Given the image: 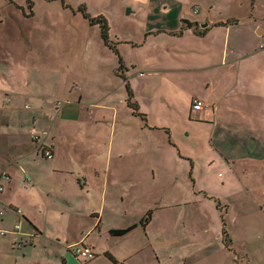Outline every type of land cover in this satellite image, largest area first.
Listing matches in <instances>:
<instances>
[{
    "label": "rangeland",
    "instance_id": "374dc122",
    "mask_svg": "<svg viewBox=\"0 0 264 264\" xmlns=\"http://www.w3.org/2000/svg\"><path fill=\"white\" fill-rule=\"evenodd\" d=\"M11 1L12 3L8 0H0V23H2L0 48L7 51L6 68L9 77L15 81L16 85L44 97L43 100L46 97H55L54 99L59 98L64 101L62 95L69 93L71 83H75L76 91H83L85 95H88L86 100L94 101L92 103H96L98 99L108 103L113 95L112 93L104 95L105 90L114 88L117 81L112 71L117 61L102 43L99 33L100 21L108 27L109 41L123 49L122 56L127 61H135L138 64L142 59L141 51H138L136 47L132 49L131 44L127 43L130 40L142 39L143 29L147 26L175 24L181 13L187 18L196 17L197 20L201 15L204 18L228 15L226 8L231 4L227 0ZM27 1L33 2L31 16L24 15L29 9ZM261 1L264 2V0ZM83 13L94 18L95 24L91 25L83 17ZM117 41L120 42L117 43ZM19 60H21L19 66L22 68L20 76L12 73L15 69L11 66ZM65 61L69 62L68 67L61 66ZM8 79L10 81V78ZM3 93L0 91V168L7 166L12 178L11 181L5 179L0 181L3 187L2 193L7 195L10 191L13 195L15 201H12L14 206L11 207L19 206L22 211L21 205L26 204L31 209L33 217H36L34 218L36 223L48 238L61 237L65 241L70 236L67 233L69 229L74 236L88 234V237L84 239L93 240L98 248H96L97 255L87 261V264H113L103 251H109L118 257L129 252V245L122 246L111 237L109 240H104L103 236H98L96 230L94 232L88 230L92 221L87 211L96 204L94 200L81 202L76 199V196L69 194L76 191L75 182L70 175H51L49 179H45V183H35L34 188H37L43 200L40 202L28 191L33 183L30 179L29 183L24 180L23 176L26 177L28 173L25 174L22 171L23 165L37 163L48 166L58 162L61 166L75 165L77 167L89 164L101 167L98 163L100 162L103 165L104 175L109 166L114 168L135 166L138 177L140 175L138 181L141 178V181L146 182L142 186L139 184L132 187L129 184L127 189L134 191L129 199L118 201L115 197L108 198L111 192L116 193L121 187L112 186L116 184V181H112V171H109V174L102 179H93V185L100 181L107 184L105 199L116 208L115 213L106 211L101 227L103 233L109 225L137 221L138 217L150 209L151 223L148 229L155 254L149 264H165L166 261H171V264H177L179 261L188 264L194 260H203V264H239L234 254L240 258L244 255L249 260L248 264H264V152L257 159L247 154L238 158L232 157L237 162L236 167L233 168L234 174L240 178L236 176L231 179L232 172L221 166L219 170L221 175L218 176V171L214 173L209 171L211 176L214 175L211 182L206 183L199 177L205 175V172L200 171V167L190 170V165L191 162L197 163V161L199 165H203L202 156L206 153L205 145L207 147L209 137L208 130H204L207 126L192 122L177 123L168 140L170 154L166 152L159 139L143 137L142 146L154 149L147 152L151 163L153 164L157 159L159 164L161 162L159 166L168 168L166 179L158 177L152 180L146 168L143 169L145 160L141 159L139 150L138 155L121 158L112 155L107 158L106 151L110 142L91 143L85 137L75 138L73 136L78 126L73 127L72 122L70 125L64 122L65 127L61 133L65 134L60 137L59 143L55 144L58 152L56 161L40 160L30 156L19 158L18 145L22 137L26 136L21 132L19 119L26 118L28 111L22 108V102L16 107L9 104L10 96L4 94L6 96L4 97ZM87 103L91 104V102ZM183 103L185 105L184 100ZM81 108L83 110L79 119H83L84 116H87L89 120L97 117L94 106L84 104ZM90 124L94 125L93 122ZM92 125L91 128L95 130ZM139 133L140 131L137 130V134ZM98 134L107 136L108 128L99 129ZM109 139L111 141V136ZM235 143L236 149L243 143L253 144L248 138L242 136L236 138ZM137 149L141 150L143 147H137ZM15 162H18L17 165ZM171 168L177 173H184V176L170 180ZM5 170L1 173H6ZM188 173L196 177L195 181L192 182ZM142 174H146L148 180ZM68 181L72 184H68ZM206 186L212 189L213 193L206 190L209 195L204 192L205 196H203L202 189ZM122 188L125 189V187ZM49 189H52L51 197H46ZM160 189L166 190V196L162 201L158 193ZM172 203L176 204L172 205ZM7 205H5L8 211L5 212V223L10 227L9 221L13 220V211ZM85 207L87 211L82 209ZM77 209L80 211L76 212ZM84 225L85 228L80 234L79 229ZM4 227L6 226L0 224L1 229H6ZM23 229H27L25 222H23ZM223 231L226 234H223ZM225 235L231 241L227 245H224L222 239ZM9 237V234L5 236L0 234V264L14 263L13 257L11 258L10 253L5 250V243H8ZM47 240L44 239V242ZM134 243L135 241L131 245L133 246ZM77 244L83 243L76 242L72 245ZM1 252L5 256L8 254L6 261ZM15 252L21 254L20 251ZM49 252L52 253L51 250ZM40 254H44L41 249ZM133 257L140 259L142 256L137 254ZM43 259V263L46 264L61 262L59 257L51 254ZM156 259L161 262H156ZM79 261L84 263L82 258ZM69 264L79 263L70 259Z\"/></svg>",
    "mask_w": 264,
    "mask_h": 264
},
{
    "label": "crops",
    "instance_id": "0c3cea01",
    "mask_svg": "<svg viewBox=\"0 0 264 264\" xmlns=\"http://www.w3.org/2000/svg\"><path fill=\"white\" fill-rule=\"evenodd\" d=\"M227 1L231 3L226 8L228 15H219L215 18L208 16L204 18L201 15L197 20L196 17L187 18L181 13L175 24L147 26L143 29L142 39L130 40L127 43L131 44L132 49L136 47L138 51H141L142 59L138 64L135 61H127L121 54L123 49L116 47L115 43L119 57L106 46L117 61L112 69L114 79L117 80L115 87L106 89L104 94L112 93L113 95L108 103H105L103 99H98L96 103L86 100L88 95H85L83 91H76L75 83H71L69 93L62 95L64 101L59 98L54 99L55 97H46L43 100L44 97H40L34 91L24 89L23 86L16 85L15 81L9 77L6 68L8 65L7 51L0 48V91L4 92L3 96L4 94L10 96L9 104L16 107L22 102V108L28 111L26 118L20 117L19 119L21 132L26 136L22 137L18 145V152H20L18 157L30 156V158L40 160L56 161L58 152L55 144H58L60 137L65 134L61 133L65 127L64 122L69 125L72 122L73 127L78 126L73 137L81 139L85 137L91 143L110 142L106 151L107 158L112 155L116 158L130 157L138 155L139 150L141 159L145 160L143 169L146 168L151 179L155 180L158 177L166 179L168 168L159 166L161 162L159 164L157 159L153 164L151 163L147 152L154 151V149L142 146L143 137L159 139L166 152L170 154L168 140L171 138L172 129L177 123L192 122L207 126L204 130L209 132L207 147L210 148L205 145L206 153L202 156L203 165H199L198 161L197 163L191 162L190 170L200 167V171L203 170L205 175L199 177L206 183L213 179L214 174L211 176L209 171L212 173L218 171V176L221 175L219 172L221 166L232 172L231 179L236 176L240 178L234 174L233 168L236 167L237 162L232 157L238 158L247 154L257 159L264 152V2L261 0ZM226 20L235 22L226 25L217 24ZM186 22L192 25L187 26ZM1 24L0 30L2 29ZM103 45L105 46L104 43ZM119 58L122 62V69H119ZM17 63L11 64L15 69L12 73L20 76L22 74V68L19 66L21 60ZM68 65L69 62L65 61L61 66L68 67ZM126 83L132 92L133 100L137 103L138 111L144 118L134 115L127 106ZM193 98L202 102L203 107L200 110L192 109ZM84 104L92 105L97 110L95 119L89 120L87 116L79 119L83 110L81 106ZM92 112L91 110L90 113ZM92 122L94 125L90 124ZM91 125L95 130L91 128ZM103 128H108L107 136L98 134L99 129ZM44 129L47 130L48 135L43 138V143L51 150L50 158H44L37 144L31 139V132ZM137 130L140 131L139 134ZM240 136L248 138L253 144L243 143L236 149L235 139ZM137 147H143V149L140 150ZM17 163L15 162V165ZM98 163L101 167L89 164L77 167L75 165L61 166L58 162H53L48 166H41L37 163L36 165L25 164L22 171L25 174L28 173L26 177L33 183L32 187L28 188L30 195H34L40 202L43 200L37 188H34L35 183H45V179H49L51 175H70L72 181L75 182L76 191L69 194L76 196V199L81 202L94 200L96 204L88 211L86 207L82 208L88 212L92 221L88 230L91 232L96 230L98 236H103L104 240H109L111 237L122 246L129 245V252L118 257L109 251H103L107 257L110 255L113 258V260L110 258L108 260L113 264H149L155 254L148 229L151 223L150 209L138 217L137 221L109 225L103 233L101 227L106 211L115 213L116 208L105 199L107 184L100 181L93 185V179H102L109 174V171H112V181H116V184L112 186L121 187L116 193L111 192L108 198L115 197L116 200L123 201L129 199L134 192L127 189L129 184L132 187L139 184L142 186L146 181H141V178L138 181L140 175L138 177V170L135 166L115 168L109 166L104 175L103 165ZM4 169L7 172L1 173ZM169 172H171L170 180L184 176V173H177L172 168ZM142 176L148 180L146 174ZM26 177L23 176L24 180L29 183ZM188 177L192 179V182L195 181L196 177L192 173H188ZM11 178L7 166L1 167L0 181L2 179L11 181ZM67 183L72 184L71 181ZM238 187H240L239 184ZM202 190L203 196H205L204 192L209 195L206 190L213 193V190L207 186ZM2 191L3 189L0 191V204H8L7 206L13 211V220L9 221L12 227H8L5 223V215L8 211L0 218V224L8 229H4L7 233L1 236L10 235L8 243H5V250L10 253L11 258L13 257V264H46L43 263V258L50 254L59 257L60 264H69L70 259L83 264L71 251L70 245L76 242L89 245L95 253L94 257L97 255L96 248L98 247L95 242L91 239L88 241L84 239L88 237V234L74 236L71 235L73 232L69 229L67 233L70 236L65 241L61 237L48 238L36 223L34 219L36 217H33L31 209L26 204L21 205L22 211L17 206L18 204H16L17 207H11L14 206L12 201H15L13 195L9 190L7 195H4ZM51 192L52 189H49L46 197H51ZM158 193L162 201L166 196V190L160 189ZM75 211L78 212L80 209ZM23 222L26 223L27 229H23ZM15 223H20L17 233L12 232ZM129 226L134 227L125 234L111 235L109 233L112 229H123ZM84 228L85 225L80 227V234ZM44 239L48 240L44 242ZM133 241L135 243L132 246ZM40 249L43 255L40 254ZM50 250L52 253L49 252ZM15 251H20L21 254ZM3 254L2 257L6 261L8 254L6 256ZM137 254L142 257L134 259L133 256ZM234 257L239 264L249 263L244 255L240 258L234 254ZM156 260V262H161L159 259ZM202 261L194 260L188 264H203ZM165 264H171V261H166ZM177 264H186V262L179 261Z\"/></svg>",
    "mask_w": 264,
    "mask_h": 264
},
{
    "label": "trees",
    "instance_id": "16d2710c",
    "mask_svg": "<svg viewBox=\"0 0 264 264\" xmlns=\"http://www.w3.org/2000/svg\"><path fill=\"white\" fill-rule=\"evenodd\" d=\"M8 1L12 3L11 0H8ZM27 3H28V8L29 9H28L27 13H24V15L25 16H31L32 13H33L32 12V4H33V2L27 1ZM83 17L85 19H87L91 25L95 24V22H96L94 18H90L89 15L86 14V13H83ZM232 22H235V21L234 20H226L225 22H218L217 24L218 25H226V24H230ZM186 23H188V22H186ZM186 23H184V24H186ZM186 25L187 26H191L192 24L188 23ZM99 31H100L99 32L100 33V37L103 40V43L105 44V46H107L109 49H111L119 57L118 51L115 48L114 44L111 43L109 41V39H108V34H107L108 33V27L103 21H100ZM122 68H123L122 62H121V60L119 58V69H122ZM125 86H126V89H127V96H126V104H127V106L131 109V111H132V113L134 115H137V116H139L141 118H144V116L138 111L137 103L133 100V95H132V92L130 91V88H129L128 84L126 83ZM133 227L134 226H129V227H126V228H123V229H112V230L109 231V233L111 235H122V234H125L128 231H130ZM223 234H226V233L223 231ZM222 239H223L224 245H227V243H229V241H230V239L228 237L226 238V235L224 237H222ZM108 258L113 260V258L110 255H108ZM87 261H89V260L84 261L83 264L87 263Z\"/></svg>",
    "mask_w": 264,
    "mask_h": 264
},
{
    "label": "built area",
    "instance_id": "2783aa9c",
    "mask_svg": "<svg viewBox=\"0 0 264 264\" xmlns=\"http://www.w3.org/2000/svg\"><path fill=\"white\" fill-rule=\"evenodd\" d=\"M191 106L193 110H200L203 107V104L197 98H193ZM47 135H48V132L45 129L34 131L31 133V139L37 144L38 150H41L42 156L45 158H50L52 156L51 150L47 148L45 144L43 143L44 142L43 138L47 137ZM3 178H6V177L3 176ZM26 179L28 180L29 178L26 177ZM2 189L3 187L0 183V191ZM6 210H7V207L5 205L0 204V218L5 214ZM19 228H20V224L15 223L13 225L12 232L17 233L19 231ZM6 233H7L6 230L0 228L1 235H4ZM71 251L73 252L76 258H79V259L82 258L84 259V261L92 259L95 255L92 248L85 244L72 245Z\"/></svg>",
    "mask_w": 264,
    "mask_h": 264
},
{
    "label": "bare ground",
    "instance_id": "6f19581e",
    "mask_svg": "<svg viewBox=\"0 0 264 264\" xmlns=\"http://www.w3.org/2000/svg\"><path fill=\"white\" fill-rule=\"evenodd\" d=\"M89 246V245H88ZM73 253V252H72ZM74 255V254H73ZM75 256V255H74ZM79 259V258H78Z\"/></svg>",
    "mask_w": 264,
    "mask_h": 264
}]
</instances>
